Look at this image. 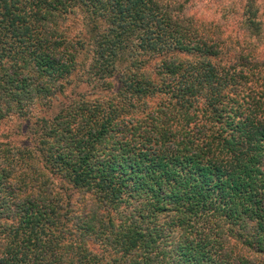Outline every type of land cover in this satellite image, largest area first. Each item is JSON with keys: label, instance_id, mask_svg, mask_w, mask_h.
Returning a JSON list of instances; mask_svg holds the SVG:
<instances>
[{"label": "trees", "instance_id": "trees-1", "mask_svg": "<svg viewBox=\"0 0 264 264\" xmlns=\"http://www.w3.org/2000/svg\"><path fill=\"white\" fill-rule=\"evenodd\" d=\"M186 1L0 0V264H264V63ZM85 47L111 96L65 102Z\"/></svg>", "mask_w": 264, "mask_h": 264}, {"label": "rangeland", "instance_id": "rangeland-1", "mask_svg": "<svg viewBox=\"0 0 264 264\" xmlns=\"http://www.w3.org/2000/svg\"><path fill=\"white\" fill-rule=\"evenodd\" d=\"M169 4H173L171 0H168ZM184 0H176L175 3H182ZM246 0H187L182 9V16L185 18H191L197 24H222L225 26V33L231 35L233 43L238 42L237 47H234L237 51H242L240 55L248 57L249 60L257 58L259 63H264V0H253V3L258 9L259 19L262 25V35L259 39H244L247 38L246 35L240 32V20L241 14L244 9ZM173 4V5H176ZM84 18V13L77 12L74 18L70 19L67 22V25L71 27L73 38L80 34L81 36L85 35V27L81 22V19ZM80 20V21H79ZM246 33V32H245ZM244 36V38H243ZM237 45V44H236ZM233 53V52H232ZM234 54V53H233ZM78 63H82V66L76 68L73 76H71L69 85L66 86V91L64 94L65 102L71 101L72 99H79V96H82L86 100L96 101L98 99H103L105 97H110L111 93L108 95L105 94L103 82H89V77L87 74V68L90 63V54L89 49L85 47L83 52L78 55ZM255 61V60H254ZM261 73L259 76L252 78L248 85L249 90H246L245 93H249L264 104V66L260 67ZM160 102L159 98L148 101V109L154 108ZM14 124H16L17 132L13 129ZM22 124L18 123L15 119H11L5 126V132L14 131L20 139L21 145H29L27 139L29 135L31 136V131H29L27 137L20 136L19 133L22 132ZM21 128V130H20ZM63 185V184H62ZM63 188L66 189L67 186L63 185ZM68 189V188H67ZM65 197L70 198V202L74 204L75 209L81 207V203L88 199V195L84 192L69 189L67 192H64ZM66 200V199H65ZM168 221L164 216L160 217L158 225L163 226L164 223Z\"/></svg>", "mask_w": 264, "mask_h": 264}]
</instances>
